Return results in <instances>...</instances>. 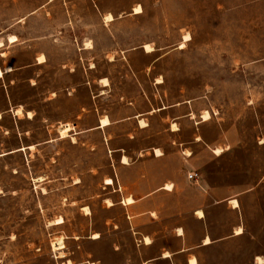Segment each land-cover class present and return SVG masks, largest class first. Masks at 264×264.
<instances>
[{"label":"rangeland","instance_id":"374dc122","mask_svg":"<svg viewBox=\"0 0 264 264\" xmlns=\"http://www.w3.org/2000/svg\"><path fill=\"white\" fill-rule=\"evenodd\" d=\"M0 70V264H264V0H0Z\"/></svg>","mask_w":264,"mask_h":264},{"label":"crops","instance_id":"0c3cea01","mask_svg":"<svg viewBox=\"0 0 264 264\" xmlns=\"http://www.w3.org/2000/svg\"><path fill=\"white\" fill-rule=\"evenodd\" d=\"M122 163H128V162H122ZM169 183H171V182H169ZM164 186L161 189L165 190L167 193L173 191V184H172V189H170V188L166 189V187H164ZM159 189H160V187L153 189L151 192L144 194V196H142V198H147V197L152 196L154 194V192H156V190H159ZM132 195H131V197L133 198ZM136 201L137 200H135L133 198V202L124 203V201H123V203L125 205H128L130 208H132V207H134V204L136 203ZM220 202L221 201H216V203H218V204ZM198 210H200V209H198ZM152 212H156V211H154L153 209H145L141 213L135 214L133 217H135L139 214L143 215V214H147V213L152 215ZM202 217H204V216H202ZM202 217L197 215V219H201ZM135 218H137V217H135ZM149 218H150L151 222H154L155 220L158 219L157 215L149 216ZM134 219H133L134 224L139 223L138 219H136V220H134ZM143 227H145V226H143ZM136 229H137V231L141 230L140 232L142 233V237H141L142 239L140 240L142 243V246L139 249L138 260H136V262H135L134 260L130 259V261H127L124 264H189V260L191 258H195L196 264H198L197 253L194 250V246H196V243L195 244L187 243L186 238L183 237L184 233H183V227L181 225L172 224L170 226H164L163 230H161L158 227L149 229V227H147V226L143 229H141V228H136ZM179 229L182 230L181 233H179ZM158 231H166L167 232V234H168L167 243H164L161 240V238L156 237V232H158ZM206 236L209 237L208 234H205L204 238ZM145 237H148L150 241L146 242ZM210 240H211V238H210ZM211 243H212V240L209 243H204V239H203V245H210ZM177 244H178V246H177ZM166 251L169 253V255H167V256L164 255V252H166ZM89 262L90 261H88L87 264H89Z\"/></svg>","mask_w":264,"mask_h":264},{"label":"bare ground","instance_id":"6f19581e","mask_svg":"<svg viewBox=\"0 0 264 264\" xmlns=\"http://www.w3.org/2000/svg\"><path fill=\"white\" fill-rule=\"evenodd\" d=\"M140 10H141V7H140L139 5L135 7V11L139 12ZM107 17H108L109 19H112L111 14L107 15ZM107 17H106V18H107ZM15 38H16L15 35H10V39H11V40H14ZM146 48H147V49L150 48L148 44H146ZM0 76H2V70H0ZM18 110H19V109H18ZM18 110H17V112H18ZM208 116H209V114H208V113H205V114H204V119H207ZM101 120H102L101 123H102L103 125H105V124H107V123L109 122L107 118H104V119H101ZM66 129H68V125L62 127L60 130H62V132H64ZM215 151H218V152H219L220 150H219V149H216ZM122 161H123V162H126V157H125V156H123V160H122ZM106 182H107V183H112V178H111V177L106 178ZM167 186H168V187H167ZM167 186H166V188H170V185H169V184H167ZM231 201L234 203V207L238 206V202H237L236 199H233V200H231ZM124 202H125V203H131V202H133V198H132L131 196H128V197H126V198L124 199ZM109 204H111V202H109ZM84 210L86 211V213H89V208H88L87 206L84 207ZM197 213L199 214V216H202V215H203V212H202L201 210H198ZM61 222H62V219H61V218H58L57 221H56L55 223L58 224V223H61ZM181 232H182V230L179 229V233H181ZM241 232H242V230H241L240 227L236 228V230H235V233H236V234L241 233ZM97 236H98V234L95 233V235H94L93 237L96 238ZM145 240H146V242H149V241H150L148 237H145ZM209 242H210V238H209L208 236H206V237L204 238V243H209ZM52 245H53V247H54L55 249H60V248L63 247V243H62V240H61V239H58L57 241L53 242ZM164 255L167 256V255H169V253L166 251V252H164ZM89 264H95V263H93V262H89ZM189 264H196V259H195V258H191V259L189 260Z\"/></svg>","mask_w":264,"mask_h":264},{"label":"built area","instance_id":"2783aa9c","mask_svg":"<svg viewBox=\"0 0 264 264\" xmlns=\"http://www.w3.org/2000/svg\"><path fill=\"white\" fill-rule=\"evenodd\" d=\"M189 180H195L199 178V172L194 171L187 174Z\"/></svg>","mask_w":264,"mask_h":264}]
</instances>
